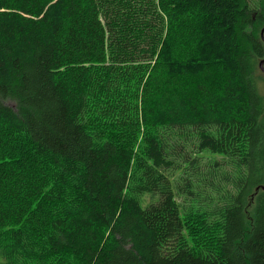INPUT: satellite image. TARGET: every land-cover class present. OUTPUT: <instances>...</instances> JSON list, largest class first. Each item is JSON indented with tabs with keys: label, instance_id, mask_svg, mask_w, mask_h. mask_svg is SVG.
<instances>
[{
	"label": "trees",
	"instance_id": "16d2710c",
	"mask_svg": "<svg viewBox=\"0 0 264 264\" xmlns=\"http://www.w3.org/2000/svg\"><path fill=\"white\" fill-rule=\"evenodd\" d=\"M250 4L0 0V264H264Z\"/></svg>",
	"mask_w": 264,
	"mask_h": 264
},
{
	"label": "rangeland",
	"instance_id": "374dc122",
	"mask_svg": "<svg viewBox=\"0 0 264 264\" xmlns=\"http://www.w3.org/2000/svg\"><path fill=\"white\" fill-rule=\"evenodd\" d=\"M258 0H249V2L253 5V3L254 4H256V2H257ZM250 4V5H251ZM262 84L259 86V90H260V92L262 93V94H264V82H261ZM7 104L8 105H10V106H12L13 107V105H14V103L12 102V101H8L7 102Z\"/></svg>",
	"mask_w": 264,
	"mask_h": 264
},
{
	"label": "water",
	"instance_id": "95a60500",
	"mask_svg": "<svg viewBox=\"0 0 264 264\" xmlns=\"http://www.w3.org/2000/svg\"><path fill=\"white\" fill-rule=\"evenodd\" d=\"M264 32V28L261 30V36L262 33ZM259 69L264 72V59H261V61L259 62Z\"/></svg>",
	"mask_w": 264,
	"mask_h": 264
}]
</instances>
